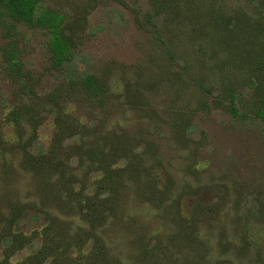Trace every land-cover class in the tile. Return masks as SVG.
<instances>
[{"label":"trees","instance_id":"obj_1","mask_svg":"<svg viewBox=\"0 0 264 264\" xmlns=\"http://www.w3.org/2000/svg\"><path fill=\"white\" fill-rule=\"evenodd\" d=\"M150 3L152 10L147 13V21L162 17V24L154 30L156 37L168 52L167 60L172 63L181 58L183 68L164 70L160 80L151 82L149 87L154 89L167 79L178 99L186 93L195 98L193 91L201 96L193 111L185 106L175 107V116L167 122L174 142L192 148L189 157L193 161L188 170H193L198 155V145L189 144H198L190 137L194 111L213 106L233 118L264 121V0ZM85 13L75 20L85 19ZM0 23L8 37L17 34L21 25L43 30L52 70L63 69L77 46L67 14L44 6L42 0H0ZM18 43L17 38H10L0 44L4 71L19 84L15 93L19 101L4 117L5 123L14 126L17 141L10 144L0 132V156L5 159V178L14 170V158H18L20 168L33 181V199H8L6 194L1 195L0 188V264H126L109 243L110 233L122 229L129 236L130 259L135 264H222L223 261L213 259L210 240L201 234L202 225L217 221L222 203L196 201L190 216L184 215L183 195L193 189L188 185L184 193L171 199L175 184L171 175L164 186H159L155 170L163 162L156 155L152 158L156 163L149 164L146 156L158 153L155 143L149 142L145 151L137 153L134 135L128 129L105 131V121L86 124L67 111V102L76 95L92 106L107 108L112 103V91L106 77L94 73L70 77L54 90L39 94L33 74L24 66ZM144 83L141 78L127 85L126 96L135 99L132 104H137V98L138 104H146ZM244 87L250 89L248 96L243 95ZM215 90L219 92L210 104L206 98ZM48 113L55 114L50 145L45 151L33 152L38 128ZM27 128L31 133L26 137ZM7 146L11 159L6 157ZM133 203H148L145 205L149 208L159 210L161 216H157L163 219L164 228L156 225L154 229L141 212L133 210ZM31 209L42 214L45 223L26 232L18 223ZM250 214L264 224V201L254 202L245 213L249 217ZM235 228L239 242L235 241L237 237L229 239L224 230L220 249L223 254L234 250L237 257L245 259L257 239L249 238L253 230L246 223ZM36 245L28 255L13 259L26 247ZM257 253L252 264H264L260 249Z\"/></svg>","mask_w":264,"mask_h":264},{"label":"rangeland","instance_id":"obj_2","mask_svg":"<svg viewBox=\"0 0 264 264\" xmlns=\"http://www.w3.org/2000/svg\"><path fill=\"white\" fill-rule=\"evenodd\" d=\"M42 4L65 12L67 21L76 33L77 46L71 60L61 70L49 67L47 34L43 30L21 25L17 28V34L8 37L6 28L0 23V44L10 38H17L24 66L33 74L39 94L54 90L70 77H80L86 73L106 77L112 91V103L107 108L102 110L101 107L92 106L81 95H76L67 102V111L86 124L105 121V131L110 128L118 131L128 129L134 135V151L137 153L145 151L149 142L155 143L159 148L158 153L154 150V155L150 153L146 156L149 164L156 163L152 159L156 155L163 162V166H157L155 170L160 178L159 186H164L168 175H171L175 180L171 199L184 193L188 185L193 189L183 195L181 208L184 215L190 216L196 201L223 204L217 221L201 227L202 236L208 238L212 245L214 260H221L222 264H252L258 255L257 249H260L264 260V224H259L252 214L246 216L254 202L258 199L264 201V121L251 118L240 120L222 109L198 106L201 108L194 111L190 130V137L198 144L189 142L192 147L198 145L197 163L193 170H188L189 163L193 161L189 157L192 148L190 150L174 142L167 122L175 116L176 108L185 106L193 111L201 96L193 91L195 98L186 93L178 99L173 95L167 79L158 87L151 85L154 89L149 87L151 82L160 80L158 77L164 70L173 68L182 71L183 68L181 58L172 63L167 60L165 53L168 52L156 37L154 30L162 24V17L156 16L147 21V13L152 10L150 0H42ZM83 12H86V18L75 20ZM141 78L145 81L142 90L147 105L138 104L139 98L137 104H132L134 97L126 96L127 85L137 83ZM244 88L243 95L248 96L250 89ZM18 90L19 84L4 71L0 48V132L5 134L10 144L17 141L16 130L5 123L4 117L13 104L19 101L15 95ZM218 92L215 90L206 100L211 104ZM191 99L193 101L189 105ZM54 117V113H48L38 128V138L31 148L33 152L45 151L49 147L55 130ZM30 133V128H27L26 137ZM5 150L6 157L11 159L10 147L7 146ZM14 159V170L8 168L10 174L5 178V159L0 156L1 195L6 194L8 199L32 200L30 188L33 181L20 168L18 158ZM145 204L133 203L132 208L141 212L145 220L152 222L154 229L164 228L163 219L158 218L161 216L160 211ZM44 223L43 215L31 209L20 218L18 224L20 229L30 232L34 228H41ZM245 223L253 230V236L249 238L257 239L250 253L245 259L237 257L234 250L223 254L219 245L221 232L225 230L229 239H236L238 230L235 227ZM116 231L111 232L109 237L113 251L126 264H135L130 259L129 236L123 229L115 234ZM235 241L239 242L238 237ZM37 245L26 247L13 259L28 255Z\"/></svg>","mask_w":264,"mask_h":264}]
</instances>
